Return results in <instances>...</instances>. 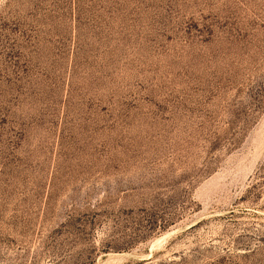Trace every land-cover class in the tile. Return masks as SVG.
Wrapping results in <instances>:
<instances>
[{"label":"rangeland","instance_id":"rangeland-1","mask_svg":"<svg viewBox=\"0 0 264 264\" xmlns=\"http://www.w3.org/2000/svg\"><path fill=\"white\" fill-rule=\"evenodd\" d=\"M0 264H264V0H0Z\"/></svg>","mask_w":264,"mask_h":264}]
</instances>
